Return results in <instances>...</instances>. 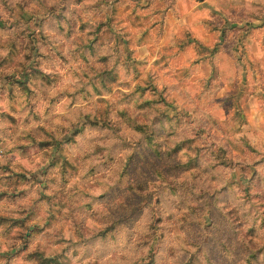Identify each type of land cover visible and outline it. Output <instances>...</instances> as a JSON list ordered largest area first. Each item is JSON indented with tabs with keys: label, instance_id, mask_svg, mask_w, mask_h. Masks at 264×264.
Here are the masks:
<instances>
[{
	"label": "clouds",
	"instance_id": "9594fccd",
	"mask_svg": "<svg viewBox=\"0 0 264 264\" xmlns=\"http://www.w3.org/2000/svg\"><path fill=\"white\" fill-rule=\"evenodd\" d=\"M149 2L0 0V264H264V0Z\"/></svg>",
	"mask_w": 264,
	"mask_h": 264
},
{
	"label": "rangeland",
	"instance_id": "374dc122",
	"mask_svg": "<svg viewBox=\"0 0 264 264\" xmlns=\"http://www.w3.org/2000/svg\"><path fill=\"white\" fill-rule=\"evenodd\" d=\"M121 2H123L124 11L125 12H130V15L127 17V19L133 20L134 23H138L140 21V19H141V17L136 14V9H141L143 11H146L147 9H149L151 7V4H150L149 0H143V2H142V0H132L131 5H129L128 0H115V3H117V4H119ZM119 12H120V8H114L108 14L107 18L100 22L99 26L96 29L97 33L99 34L101 29H103V28H108L110 30L111 29V25H113L115 23L117 14ZM145 19H147V17H145ZM145 35H147V33H145ZM193 38H196V37L193 35ZM125 43H128V42L125 41ZM191 51L192 50L189 49L187 54L190 55ZM26 79H27V77L24 76V77H22V80L20 82H23ZM37 142L41 143L42 146H43L44 143H49V142L43 141L42 139L38 140ZM158 155L159 154L157 153V156ZM5 171H9L10 172L11 170L10 169H5ZM6 179L9 181L10 184H15L18 188L23 187L24 184L27 183V177L24 176L23 174H20V173L10 175V176L6 177ZM33 179L37 180L36 177H33ZM37 182H39L41 184L44 183L43 180H38ZM142 190H143L142 186L140 188L136 189L137 192H141ZM20 194L23 195V193H20ZM3 195H7V193L0 194V196H3ZM13 195H15V193H13ZM5 221H9V222H11L13 224L23 223L24 222V221L11 220L10 217H0V223H3ZM39 255H40L41 259H43L44 253L40 252ZM46 264H56V261L52 260L50 262H46Z\"/></svg>",
	"mask_w": 264,
	"mask_h": 264
},
{
	"label": "crops",
	"instance_id": "0c3cea01",
	"mask_svg": "<svg viewBox=\"0 0 264 264\" xmlns=\"http://www.w3.org/2000/svg\"><path fill=\"white\" fill-rule=\"evenodd\" d=\"M198 2L203 3V0H198ZM192 23H193V25L195 24V18H193ZM233 27H235V25H233ZM193 35L196 37V39L199 38V37L195 34V28H193Z\"/></svg>",
	"mask_w": 264,
	"mask_h": 264
}]
</instances>
